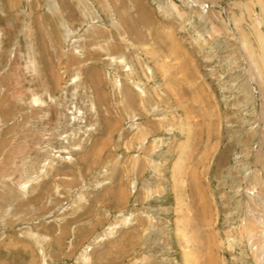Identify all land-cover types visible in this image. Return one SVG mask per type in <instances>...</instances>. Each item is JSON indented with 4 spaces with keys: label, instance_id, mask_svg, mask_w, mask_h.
<instances>
[{
    "label": "rangeland",
    "instance_id": "rangeland-1",
    "mask_svg": "<svg viewBox=\"0 0 264 264\" xmlns=\"http://www.w3.org/2000/svg\"><path fill=\"white\" fill-rule=\"evenodd\" d=\"M264 0H0V264H264Z\"/></svg>",
    "mask_w": 264,
    "mask_h": 264
},
{
    "label": "bare ground",
    "instance_id": "bare-ground-1",
    "mask_svg": "<svg viewBox=\"0 0 264 264\" xmlns=\"http://www.w3.org/2000/svg\"><path fill=\"white\" fill-rule=\"evenodd\" d=\"M264 255V254H263Z\"/></svg>",
    "mask_w": 264,
    "mask_h": 264
}]
</instances>
